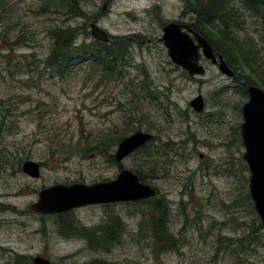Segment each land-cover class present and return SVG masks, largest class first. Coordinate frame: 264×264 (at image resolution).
I'll list each match as a JSON object with an SVG mask.
<instances>
[{
    "label": "rangeland",
    "instance_id": "rangeland-1",
    "mask_svg": "<svg viewBox=\"0 0 264 264\" xmlns=\"http://www.w3.org/2000/svg\"><path fill=\"white\" fill-rule=\"evenodd\" d=\"M41 3L0 0V264L36 256L52 264H264V231L242 158L246 90L203 57L205 76H188L159 41L164 24L189 25L183 1L82 0V17L41 12ZM240 14L235 34L252 45L259 69L264 21ZM93 20L110 42L128 44L120 74L102 78L88 62L46 66L51 30L85 27L75 45L90 43ZM198 95L201 113L189 105ZM137 131L154 139L120 168L141 172L157 190L153 201L167 211L174 250L154 251L145 223L152 203L77 210L73 217L91 232L110 218L125 226L110 245L77 250L81 244L63 239L54 217L29 206L52 185L115 179L114 138ZM26 160L41 165L38 178L22 173Z\"/></svg>",
    "mask_w": 264,
    "mask_h": 264
},
{
    "label": "water",
    "instance_id": "water-1",
    "mask_svg": "<svg viewBox=\"0 0 264 264\" xmlns=\"http://www.w3.org/2000/svg\"><path fill=\"white\" fill-rule=\"evenodd\" d=\"M90 35L93 39L104 43L110 41L109 35L98 27L96 20L90 25ZM162 37L159 39L167 50L170 60L187 72L188 76H202L205 68L200 63L201 57L217 64L220 73L234 78L233 72L223 57L214 51L212 45L200 34L186 25L168 22L162 27ZM218 62V63H217ZM248 100L241 108L242 123L240 134L245 149L242 156L248 171L249 196L260 219L264 231V91L256 85L247 86ZM195 112H201L204 101L201 95L189 102ZM153 139L147 132L137 131L123 138L115 153V160L121 161ZM22 172L37 178L40 165L26 160L22 163ZM156 189L141 182L138 176L124 169L111 181L85 184H56L42 189L38 193V201L30 209L38 213H62L72 209L110 203L137 202L154 198ZM33 264H51L47 259L36 256Z\"/></svg>",
    "mask_w": 264,
    "mask_h": 264
},
{
    "label": "trees",
    "instance_id": "trees-1",
    "mask_svg": "<svg viewBox=\"0 0 264 264\" xmlns=\"http://www.w3.org/2000/svg\"><path fill=\"white\" fill-rule=\"evenodd\" d=\"M82 0H42L41 12L52 10L59 14H71L82 17L79 8ZM184 12L191 15L190 28L202 35L219 52L226 63L233 70L242 71L239 77L245 85L253 84L264 90V57L262 66L255 67L252 59V45L239 39L235 29L241 28L244 21L240 11L250 13L252 16L264 21V0H239L241 8H237L234 0H182ZM82 32V33H81ZM80 34H86L85 27L62 28L57 27L50 31L53 39L51 52L46 66L65 65L88 62L92 68L101 73L102 78H111L120 74V64L128 52V44L117 42L104 43L93 39L90 43L82 42L78 45L76 40ZM260 59V60H261ZM124 136H117L114 142L118 143ZM150 164V169H151ZM153 170V169H152ZM141 182L144 176L136 172ZM154 198L142 201V204L152 203L148 208L146 228L150 231L152 246L157 253H164L175 248V240L166 228L167 211L159 201ZM117 239L113 235L112 242Z\"/></svg>",
    "mask_w": 264,
    "mask_h": 264
},
{
    "label": "flooded vegetation",
    "instance_id": "flooded-vegetation-1",
    "mask_svg": "<svg viewBox=\"0 0 264 264\" xmlns=\"http://www.w3.org/2000/svg\"><path fill=\"white\" fill-rule=\"evenodd\" d=\"M186 26H188L190 28V25H186ZM109 43H110V41L108 42V44ZM214 51H216V50H214ZM223 59H224V57H223ZM225 62H226V60H225ZM213 65H217V64H213ZM232 80L235 81V82H237V83H239L242 87H244L245 90H246V93H247V86L250 85V84L245 85L244 82L241 80V78H235L234 77ZM247 95H248V93H247ZM203 110H204V108H203ZM203 110L201 112H203ZM201 112H199V113H201ZM153 139H154V136H153ZM119 142L117 143V146H118ZM150 142H148V143H150ZM147 144H145V145H147ZM144 146H142L141 148H143ZM141 148H139L138 150H140ZM116 150H117V147H116ZM116 150H115V153H116ZM138 150H136V151H138ZM136 151H134L132 154H134ZM115 153H114V155H115ZM132 154H130L129 156H131ZM114 155L111 157V159H114V161H116ZM129 156H127L126 158H128ZM126 158H124V159H126ZM121 161H119V162L116 161L117 164L119 165L118 166V169H119L118 174L120 173V171L124 170V169L120 168ZM40 169H41V165H40ZM21 171H22V166H21ZM118 174H117V176H118ZM39 175H40V173H39ZM112 180H114V179H112ZM139 180H140V178H139ZM108 181H111V180H108ZM156 192H157V190H156ZM142 201H145V200H142ZM142 201H137V202H123V203H142ZM157 201L161 202L159 199ZM113 204H117V203L101 204V205H88V206H84V207L72 209V210H69V211H66V212H62V213H52V214H48V213H38V212H35V211H34V213L36 215L40 216V217H43V216H51V217H54L56 219V225H57L58 233L62 236V238L65 239L66 241H75V242L78 241L79 244H81V247L80 248H77V250L83 251V250H88V249L92 248L93 246H99V247L101 246V247H103V246H106V245H110V243L112 242L113 235H116V236L123 235V233L125 231V226L121 222H119L118 220L111 219L110 218V219H108L106 221V223H102L104 225L99 226L96 231H92L91 232V229L90 228H87L86 225H84L82 223V219L75 218V217H73V215L75 214V212L77 210L82 209V208H87V207H92V206H112ZM29 208H30V206H29ZM0 212H2V211H0ZM167 217H168V214H167ZM94 226H96V225H94ZM166 228H167V220H166ZM167 230H168V228H167ZM168 232H169V230H168ZM95 233L98 234V235H96ZM82 243H83V246H82ZM40 257H42V256H40ZM33 258L30 259V260H26L24 258L23 260H19V261H23L24 263H26V261H28V263L33 264ZM43 258H45V257H43ZM19 261H16V263H18Z\"/></svg>",
    "mask_w": 264,
    "mask_h": 264
},
{
    "label": "bare ground",
    "instance_id": "bare-ground-1",
    "mask_svg": "<svg viewBox=\"0 0 264 264\" xmlns=\"http://www.w3.org/2000/svg\"><path fill=\"white\" fill-rule=\"evenodd\" d=\"M228 67L230 68V66L228 65ZM230 70L233 72V74H234V77L235 78H240L239 77V75H241L240 73H238L236 70H233L232 68H230ZM219 71V70H218ZM220 74H222V73H220ZM222 75H224V74H222ZM205 76V74L204 75H202V76H195V77H204ZM224 76H226V75H224ZM238 76V77H237ZM242 76V75H241ZM194 77V78H195ZM226 77H228V76H226ZM229 78V77H228ZM230 79H233V78H230ZM264 91V90H263ZM248 98H249V96L247 95V100H248ZM202 99H203V97H202ZM247 100H246V102H247ZM203 101H204V99H203ZM246 102H244V103H246ZM244 105V104H243ZM204 106H205V103H204ZM242 113V112H241ZM156 197V196H155ZM154 197V198H155ZM1 207V206H0ZM164 207V206H163ZM165 208V207H164ZM77 243H79L78 241H77Z\"/></svg>",
    "mask_w": 264,
    "mask_h": 264
}]
</instances>
